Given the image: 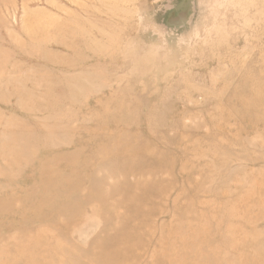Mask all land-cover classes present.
<instances>
[{"label":"rangeland","instance_id":"374dc122","mask_svg":"<svg viewBox=\"0 0 264 264\" xmlns=\"http://www.w3.org/2000/svg\"><path fill=\"white\" fill-rule=\"evenodd\" d=\"M0 264H264V0H0Z\"/></svg>","mask_w":264,"mask_h":264}]
</instances>
